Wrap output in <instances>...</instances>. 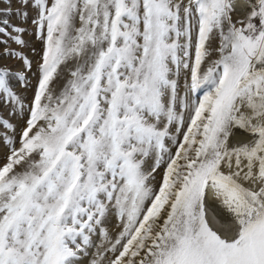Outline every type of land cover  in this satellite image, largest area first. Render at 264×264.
<instances>
[{
  "label": "snow or ice",
  "instance_id": "snow-or-ice-1",
  "mask_svg": "<svg viewBox=\"0 0 264 264\" xmlns=\"http://www.w3.org/2000/svg\"><path fill=\"white\" fill-rule=\"evenodd\" d=\"M0 46V264H264V0H0Z\"/></svg>",
  "mask_w": 264,
  "mask_h": 264
},
{
  "label": "rangeland",
  "instance_id": "rangeland-1",
  "mask_svg": "<svg viewBox=\"0 0 264 264\" xmlns=\"http://www.w3.org/2000/svg\"><path fill=\"white\" fill-rule=\"evenodd\" d=\"M13 22L21 24V21L17 20L15 17H13ZM21 26L27 27L29 29L28 33L24 34V39L28 42L27 47L20 48L16 44H11V48L23 52L30 60L33 61V67L31 72H26L27 76V86L23 82H20L18 79L13 78L11 80V86L14 88V91L17 92L25 101V103H30L33 93L35 91L37 80L39 73L37 72V66L40 61V52L43 47L41 42L35 38L33 33L35 31L34 25H32L30 22L27 24H21ZM33 49L35 51H33ZM2 46H0V51H2ZM0 66H6L13 72H21L25 71L21 61L15 58H2L0 57ZM63 83V78H61L59 81L56 82V87L59 89L61 84ZM26 115V114H25ZM0 116L6 117L9 120H11L13 123L18 125L17 132L19 131V127L23 126V120L22 119H16L9 114V108L4 106L3 104H0ZM7 149L0 144V157H2L4 154H6ZM2 159H0V163H2ZM160 173H162V169L158 170V174L156 175V181L154 183H158L160 180ZM118 220L115 216H112L109 218L106 227H108L110 235L115 237L119 232L118 227ZM88 257H85L81 264H88Z\"/></svg>",
  "mask_w": 264,
  "mask_h": 264
},
{
  "label": "water",
  "instance_id": "water-1",
  "mask_svg": "<svg viewBox=\"0 0 264 264\" xmlns=\"http://www.w3.org/2000/svg\"><path fill=\"white\" fill-rule=\"evenodd\" d=\"M244 11L246 12L247 9H245ZM234 18L239 19L240 14H234ZM236 139L245 140L247 139V136L245 134H238ZM207 210L210 220H212L216 226L231 223L230 215L223 209L218 201L210 198L208 201Z\"/></svg>",
  "mask_w": 264,
  "mask_h": 264
}]
</instances>
